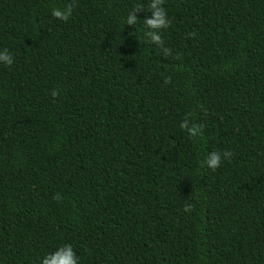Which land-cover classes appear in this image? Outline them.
Wrapping results in <instances>:
<instances>
[{
    "label": "trees",
    "instance_id": "1",
    "mask_svg": "<svg viewBox=\"0 0 264 264\" xmlns=\"http://www.w3.org/2000/svg\"><path fill=\"white\" fill-rule=\"evenodd\" d=\"M149 3L0 0V264H264V0Z\"/></svg>",
    "mask_w": 264,
    "mask_h": 264
},
{
    "label": "clouds",
    "instance_id": "2",
    "mask_svg": "<svg viewBox=\"0 0 264 264\" xmlns=\"http://www.w3.org/2000/svg\"><path fill=\"white\" fill-rule=\"evenodd\" d=\"M164 0H150L148 5L150 16L144 19V26L147 29L144 35L148 38V41L152 44L161 47L165 55L170 54V49L163 47V40L161 37V30L167 29L170 26V21L167 17V13L162 6ZM73 4L67 5L65 8H54L51 15L63 22H67L73 11ZM143 12V5H136V7L128 14L125 23L127 25H136L138 23L137 13ZM14 60L8 53L7 49L0 51V63L5 66H11ZM170 82V79H166L165 83ZM59 93L55 90L51 92L52 97H56ZM181 129H185L190 137H197L202 132V125H196L189 123L188 119H185L180 124ZM232 155L229 151L209 153L208 157L204 161V164L211 170L215 171L220 167L222 160L228 159ZM191 204L184 206V211L189 212L192 210ZM41 264H78V257L76 256L73 248L70 244H66L58 248L54 253L46 255Z\"/></svg>",
    "mask_w": 264,
    "mask_h": 264
}]
</instances>
